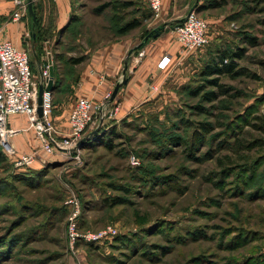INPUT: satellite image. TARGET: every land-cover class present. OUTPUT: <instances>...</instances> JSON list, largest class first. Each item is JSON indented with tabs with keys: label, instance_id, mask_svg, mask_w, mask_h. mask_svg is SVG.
<instances>
[{
	"label": "rangeland",
	"instance_id": "1",
	"mask_svg": "<svg viewBox=\"0 0 264 264\" xmlns=\"http://www.w3.org/2000/svg\"><path fill=\"white\" fill-rule=\"evenodd\" d=\"M109 1L114 0H71L75 7L71 18L75 15L85 25L75 40L67 45V52L72 55L91 54L105 44L133 39L141 31L140 29L128 36L116 37V26L111 27L109 20L112 16L116 17V25H120L119 18L125 16L120 6L125 0H115L113 3L118 7L117 14L106 12L97 16L94 13L96 8ZM134 1L136 5L128 8L129 19L143 18L146 15L149 21L145 25L151 26L155 18L152 17L149 0ZM207 1L209 2L203 0L202 5ZM245 2L251 3V0H235L221 8L199 12V16L207 22L208 18L223 16L221 19L225 18L226 25L224 36L231 40L234 37L239 39L236 32L233 34V25L236 24L237 31L238 26L243 27L244 24L253 22L250 31L260 43L251 47L245 60L241 62L250 76L236 81L223 80L224 85L243 93L238 92L239 95L235 98H221L213 107L204 103L206 115L197 113L189 116L194 126L204 121L214 126L209 135V143L205 145L202 153L209 152L215 157L204 164H197L187 158L186 150L182 147L179 154L173 157L159 161L149 158V151L155 147L146 128L157 118L159 122L170 127L167 113L175 109L174 102L165 96L159 100L163 110L142 112L137 117L125 119L130 121L128 124L119 121L120 139L116 140L119 147L115 152L98 147L90 151L81 149V157H85L84 160L82 158L83 164L76 167L77 170H71L69 175L63 172L75 165L72 159L60 155L56 156L58 158L45 155L49 160L56 158L60 162L53 161V166L42 172L41 184L33 189L10 179L21 173L22 169L10 165L11 163L0 165V184L6 189L4 191L0 188V193L4 191L8 194L0 197V212H3L0 216V252L7 249L0 254V264H248L247 259H255L256 264H264V129L259 128V125L264 127V124L254 120L257 115L264 113V12L245 14L242 17L239 14L238 19L231 21L230 17L236 16ZM56 6V0L34 2V10L39 12V17L44 20V26L48 30L57 26L59 15ZM136 8H139L138 13L134 15ZM188 12L187 9L182 12L176 22L180 23ZM58 33L53 36L49 34L52 37L43 42L46 55L48 50L52 54L53 63ZM27 38H31V35ZM139 43L140 40L136 45ZM18 47L32 50L30 45ZM206 53L205 48L202 54ZM202 65L203 61L191 62L189 71L192 69L195 75L201 71ZM38 72L35 66L36 76ZM251 74L258 78H252ZM253 95L258 97L256 105L253 104L254 98L248 101ZM191 102L195 105L202 104L201 98L188 100V103ZM177 103L179 107V96ZM251 105L252 108L248 109ZM54 112L55 108L53 115ZM251 124L258 125L254 127ZM189 133L191 135L192 130L190 132L185 129L182 134L187 138ZM57 138L59 140L62 136ZM254 140L258 141L256 145H253L256 142ZM239 144L247 148L239 149ZM84 161L88 164H84ZM254 163H257V173L254 175L256 179L249 183V174L245 170ZM142 165L150 170V175H146V179L150 180L146 184L144 179L138 178L143 175ZM228 168H232L231 173L234 174L226 179L223 188L217 182L220 180L216 178H219L223 169ZM161 176L171 177L172 180L163 179ZM158 178L167 185L162 188L152 185V181ZM173 179L175 182H171ZM67 182L80 198L82 209L84 205L91 208V203L93 206L101 205L109 195H121L126 200L123 205L106 207L104 210L93 207L92 210L87 208L84 213L83 209L80 217L81 231L97 233L113 226L119 230L118 236L121 238L117 236L111 242L91 243L99 247L98 249L90 247V243H81L74 250L70 247L68 217L71 208L66 204L69 197ZM244 182H248V190L245 194H240L239 191L246 188ZM110 183L129 187L131 193L112 190ZM172 183L173 187L170 186ZM252 184L255 190H251ZM18 221L20 226L12 228V223L15 225ZM9 230H13V236L23 238L14 241L13 253L9 252L12 247V240L8 238ZM190 232L195 235L203 232L204 236L187 244L176 241L178 237L187 236ZM241 232L247 238L243 245H247L234 248L231 241ZM195 258L200 259L194 260Z\"/></svg>",
	"mask_w": 264,
	"mask_h": 264
},
{
	"label": "trees",
	"instance_id": "2",
	"mask_svg": "<svg viewBox=\"0 0 264 264\" xmlns=\"http://www.w3.org/2000/svg\"><path fill=\"white\" fill-rule=\"evenodd\" d=\"M235 0H225V1H217V0H209L205 5L199 4L196 8V12L199 15V12L204 13L205 11L215 9V8H221L222 5L225 6L227 4H230L231 2H234ZM114 1H109L108 3H104L100 7L96 8L95 15L102 16L106 12H111L112 14H117V6H114ZM254 4V5H253ZM264 1L262 0H251V3H243L244 7L241 9L239 13H236L237 15L233 18L230 17V20L232 19H238V15L241 14V17L245 14H256L260 12H264L263 7ZM136 2L134 0H125L121 3L120 9L124 11L125 16H122L119 18L121 20L120 25H116L117 18L111 17V27L116 26L115 33L116 37H125L129 34L133 33L134 31L140 30L139 33H137L136 37L134 38L136 41L140 40V42L153 30L149 28V25L146 26L145 22L149 21V17L146 15L143 18L140 17H132L129 19L130 12L128 11V8L131 6H135ZM150 8V6H149ZM139 8H136L133 11V14L138 13L137 10ZM152 17L155 18V15L150 8ZM35 13L37 15L38 23L37 25H34L32 22V26L34 28V33L36 34V42L34 46V52L36 53L37 59L41 62L42 65L47 64L48 59L45 52V48L43 45V42H46L49 37H52L53 34H56V28L55 26L52 27V30H48L47 26H44V20H41L39 17V12L35 10ZM139 13L146 14L145 12L139 11ZM134 14V15H135ZM235 14V13H234ZM151 17V18H152ZM240 17V18H241ZM127 19V20H126ZM125 22V23H124ZM264 22V20H263ZM178 22L171 23L173 27L177 26ZM253 22L249 24H244L243 27L238 26L236 34L240 38V41L238 42H226L224 39H220L219 44H212L206 47L207 51V57L203 60V65L201 68V71L196 73L191 80L190 83H188L186 86L181 88L178 91V96L180 99V106L173 112L167 113V122L170 124V127H168L166 124L159 122L158 118L153 120V124L149 125L146 129L148 131L147 135L151 139V142H153L155 149L152 151H149V158L152 157L153 161H159L162 159H167L168 157H173L178 153V151L184 147L187 153V158L191 161L197 163V164H204L208 162L209 160H212L215 156L211 153L203 154V149L205 145L209 143V135L213 132L214 126L209 122H201L198 124H195L194 122L189 119V116H193V114H203L207 112V109L204 107V103H207L209 106H214L213 104L217 101H219L221 98L231 97L235 98L239 95L238 92H242L239 90H236L233 87L224 85L223 82L224 79H229L232 81H236L241 77H249L250 73L243 68L241 65V62L245 60L249 49L251 47L258 46L259 40L256 36L252 34L250 29L253 26ZM85 24L82 23V19H79L77 16H73L69 23L64 27L59 33L56 43V52L54 57V67L56 72V86L53 90V95L55 93L60 94V91L62 92L67 91L66 86H64L66 79L74 78L76 75H78L79 66H81L83 63H85L89 57L90 54H82V55H72L69 52L66 51L67 45L71 44L72 40H75L76 35L80 32V29H83V26ZM114 25V26H113ZM44 26V27H43ZM236 26V24H235ZM247 26V27H246ZM250 26V28H249ZM110 27V28H111ZM52 35V36H49ZM209 34V30H208ZM210 37V34H209ZM205 49V48H204ZM203 50V49H202ZM201 51V50H199ZM35 58L33 57V64L35 63ZM130 58L127 59L126 62H129ZM252 78H258L256 75H252ZM61 89V90H60ZM234 90V91H233ZM243 93V92H242ZM233 94V95H232ZM196 98H201L202 104L195 105L192 102L188 103V100H195ZM252 98L255 99V102L253 104H257L258 97L256 95L250 96L248 101H251ZM253 105L248 107V109H251ZM190 111V113L188 112ZM53 115V114H52ZM52 118V116H51ZM129 119V118H126ZM135 120V119H134ZM132 120V122H134ZM255 121H260L262 124H264V113L262 115H257L254 119ZM108 121V122H107ZM123 123L128 124L130 121H125V119L122 120ZM121 122H118L116 120L112 119H105L101 132L90 142H88L82 149L83 150H96L98 148L106 149L108 152H115L119 145L116 144V140L120 139V135L118 133L119 126ZM253 123V122H252ZM131 124V123H130ZM254 127H257V125L251 124ZM97 126V125H96ZM93 129H88L87 132L89 133L93 131ZM259 128L264 129L262 125H259ZM185 129H189V131L192 133L190 135L187 134V138L183 136L182 133H184ZM230 127L228 128V130ZM256 140H254L255 142ZM258 141H256L253 145H256ZM248 147H251L250 144L247 145ZM239 149H246L244 145L239 144ZM152 154V155H151ZM58 158V157H56ZM50 159L48 163L42 164L37 163L32 167L25 168L20 170L21 173L15 174L10 179L14 180L15 182L22 183L28 187H31L35 189V187H38L41 184L42 179V172L46 169H49L53 166V161L60 162V160L57 159ZM83 160L85 159L84 155H82ZM57 160V161H56ZM189 160V161H190ZM190 161V162H191ZM192 162V163H193ZM11 163V164H10ZM14 165L13 160L4 152L2 146L0 145V165ZM84 164H88L87 161H84ZM157 164V163H156ZM257 163H254V165L247 167L245 170V173L249 174V180L248 182H254L253 180L256 179L254 175L257 173ZM78 168L74 169L77 170ZM73 170V171H74ZM141 170L143 175L141 177H138L140 179H144V184L147 180H150V178L146 179V175H150L149 171L145 168L144 165H142ZM23 171V172H22ZM233 170L232 168L223 169L221 173H219V185H223L224 188L226 185V179L231 177L233 173H231ZM153 173H156L155 171H151ZM251 174V175H250ZM162 177V176H161ZM137 178V180H139ZM163 179L170 180V178L162 177ZM172 180V178H171ZM213 180V179H212ZM175 180L173 179V181ZM221 182V183H220ZM248 182L245 183L246 188H242L239 193L245 194L248 190ZM164 183V182H163ZM161 178H158L156 181H152V185H157L158 188H162V186H166L167 184H163ZM167 183V182H166ZM150 184V182H148ZM173 184L170 185L173 187ZM3 184H0L1 190H6L3 187ZM110 188L113 190H117L123 193H131L129 190V187H124L123 185H115L114 183H110ZM263 186V185H261ZM260 186V189H261ZM253 187V184L252 186ZM250 189V188H249ZM251 190H255V187L251 188ZM4 191L0 193V197L4 196ZM8 195V194H5ZM264 194L262 195V197ZM126 202V200L121 197V195H117L105 198L103 203L101 205L97 204L95 206L90 205L91 208H88L87 206H83L84 213L87 210L94 209H100L104 210L106 207L111 208V206L114 205H123ZM9 211V210H7ZM3 215V212H0V216ZM20 222L16 223L15 225L12 223L11 227H18ZM16 229V228H15ZM14 229V230H15ZM13 230H9L8 232V238L12 240L11 243V249H9V252H12V248L14 246V241H17L19 236L15 235L13 236ZM202 236H204V233L201 232L198 235H195L194 233H188L187 236H180L179 239L176 240L179 241L181 244H187L189 241H196L200 239ZM117 238H121V236H118ZM17 239V240H16ZM21 239V238H20ZM23 239V238H22ZM21 239V240H22ZM241 239V241H238ZM247 238H245V235L243 232L240 233L238 237H235V240L231 241L234 248L235 247H242L244 242ZM250 240V239H249ZM251 243V242H250ZM248 243V244H250ZM247 245V243L245 244ZM243 245V246H245ZM90 247H95V249H98L99 247H96L92 244H89ZM7 249H4L0 252V254H3L6 252ZM7 252V253H9ZM200 258H195L194 260H197ZM205 260V259H203ZM248 264H256L255 259H247ZM199 263H202V261L198 260ZM247 264V263H246Z\"/></svg>",
	"mask_w": 264,
	"mask_h": 264
},
{
	"label": "crops",
	"instance_id": "3",
	"mask_svg": "<svg viewBox=\"0 0 264 264\" xmlns=\"http://www.w3.org/2000/svg\"><path fill=\"white\" fill-rule=\"evenodd\" d=\"M56 1V12L59 15L56 32H60L69 23L75 7L71 4V0ZM195 3L196 0H162V15L155 19L149 28L154 29L163 24H168V26L158 38L150 40L142 49L145 51L143 58L138 61L137 52L130 57L127 73L129 82L121 88L116 100L111 103L113 114L109 119L119 122L126 118L132 119L142 112H149V110L161 111L163 107L159 100L165 96L174 102L175 109L173 111L177 109L178 91L190 83V79L194 75L192 69L191 72L189 71L190 63H200L207 57V53L206 55L202 54L203 50L185 52L176 33L172 30L171 23L178 21L182 12H186V9L190 11ZM202 3L203 0H200V4ZM14 10L13 2L0 1V40L10 41L16 46L30 45L34 50L36 41L32 38L34 33V28L31 26L32 20L24 18L20 22H13L11 17ZM222 17L208 18L210 45L219 44L220 39H224L228 43L240 41V38L234 37L231 40L224 36L226 25L225 18L221 19ZM214 23H216L215 27ZM232 27L235 35L236 26ZM211 28L213 32L210 30ZM29 34L31 38H27ZM137 43L138 40L128 38L96 48L91 52L89 59L78 67V75L66 79L64 86L67 91L65 94L60 89V94L53 95L55 112L51 121L60 136L64 137L70 132V114L77 99L87 98L92 101L95 107H98L107 101L109 95L113 94L116 85L123 79L129 52ZM35 57V66L39 70L41 62L37 56ZM165 57L171 58V63L163 70L159 68V63ZM39 78L40 72H38ZM56 84L55 72L54 87ZM8 124L10 128L21 130V133L13 140V145L19 153L40 151V140L35 131L29 128L26 116H12ZM40 153L42 154V152Z\"/></svg>",
	"mask_w": 264,
	"mask_h": 264
},
{
	"label": "built area",
	"instance_id": "4",
	"mask_svg": "<svg viewBox=\"0 0 264 264\" xmlns=\"http://www.w3.org/2000/svg\"><path fill=\"white\" fill-rule=\"evenodd\" d=\"M2 1V0H0ZM15 5V10L11 20L20 22L24 18L29 19L30 0H6ZM33 3L35 0H32ZM155 19L162 15V0H149ZM178 41L183 46L185 52H195L202 50L211 44L208 34L209 25L196 12L189 11L182 22L173 27ZM33 53V55H32ZM138 61L145 56V51L137 52ZM32 49L19 48L10 41L0 40V145L4 152L13 160L18 169H25L37 163L47 164L49 159L45 157L62 156L72 159L74 166L64 170V174L69 175L79 165H82L81 150L75 152H63L56 148L47 133H52L58 140L59 133L50 118L54 109L53 93L45 91L43 95L44 116L38 114V95L40 85L48 84L50 77V66L53 58L51 52L47 51L48 62L39 66L40 78L35 74L33 57L36 58ZM171 63V58L165 57L160 63V69H166ZM109 95L107 101L95 107L92 101L81 97L77 99L70 114V132L59 139L67 149H75L78 143L88 134V129L98 127L102 119L112 116ZM22 115L28 118L29 128L33 129L40 140V151L32 153H19L13 145L14 138L21 133V130L9 127V119L12 116ZM105 121V120H104ZM98 122V123H97ZM42 152V154L40 153ZM46 153V154H45ZM66 182V181H65ZM68 186L69 197L66 202L70 206L71 212L68 217V241L70 247L78 249L79 244L92 243L99 244L105 241L111 242L119 235V230L113 226L106 227L101 231L83 232L80 229V217L82 216V202L71 186Z\"/></svg>",
	"mask_w": 264,
	"mask_h": 264
},
{
	"label": "water",
	"instance_id": "5",
	"mask_svg": "<svg viewBox=\"0 0 264 264\" xmlns=\"http://www.w3.org/2000/svg\"><path fill=\"white\" fill-rule=\"evenodd\" d=\"M200 0H196L195 5L191 8L190 11H194L197 8V5L199 3ZM29 17L31 18V20L33 21L34 25H37L38 20H37V15L35 13L34 10V3L32 0L29 1ZM183 20H180V22H182ZM168 24H163V25H159L156 28H154L138 45H136L134 48H132L129 52L128 57H132L136 52L144 49L146 47V45L148 44V42L152 39H156L158 38L167 28ZM32 38L34 41H36V34L33 33L32 34ZM36 56V53H35ZM51 66H50V77L48 79V84L45 87L44 85H40L39 87V95H38V114L39 116L42 118L44 116V110H43V95L45 91H53L54 90V80H55V67L54 64L52 63V61H50ZM129 70V63L127 62L125 64V68H124V75H123V79L122 81H120L112 94V97L110 99V103H113L121 88L126 86L129 82V77H127V73ZM105 119H102L100 124L98 125V127H96L93 131H91L89 134H87L77 145V147L75 149L69 150L67 149L60 141H58L55 137H53L52 133H47V136L51 139V141L53 142V144L56 146V148L60 151L63 152H75L78 150H81L88 142H90L91 140H93L100 132L103 126Z\"/></svg>",
	"mask_w": 264,
	"mask_h": 264
},
{
	"label": "bare ground",
	"instance_id": "6",
	"mask_svg": "<svg viewBox=\"0 0 264 264\" xmlns=\"http://www.w3.org/2000/svg\"><path fill=\"white\" fill-rule=\"evenodd\" d=\"M47 86V83L45 84V87ZM51 92H53V91H51Z\"/></svg>",
	"mask_w": 264,
	"mask_h": 264
}]
</instances>
